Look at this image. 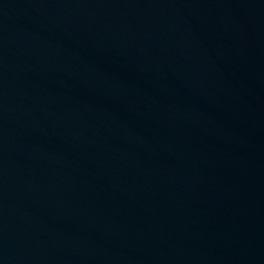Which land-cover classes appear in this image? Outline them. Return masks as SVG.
I'll return each mask as SVG.
<instances>
[{
	"label": "water",
	"instance_id": "1",
	"mask_svg": "<svg viewBox=\"0 0 264 264\" xmlns=\"http://www.w3.org/2000/svg\"><path fill=\"white\" fill-rule=\"evenodd\" d=\"M0 264H264V73L221 0H0Z\"/></svg>",
	"mask_w": 264,
	"mask_h": 264
}]
</instances>
